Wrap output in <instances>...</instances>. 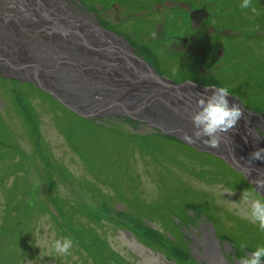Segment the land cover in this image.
<instances>
[{
  "label": "rangeland",
  "instance_id": "obj_1",
  "mask_svg": "<svg viewBox=\"0 0 264 264\" xmlns=\"http://www.w3.org/2000/svg\"><path fill=\"white\" fill-rule=\"evenodd\" d=\"M67 2L81 18L125 38L162 75L176 82L190 79L227 86L247 109L264 115V0H252L255 12L242 10V0ZM203 5L214 26L208 33L190 17L194 8ZM10 74L0 69V115L7 121L0 141L17 151L21 150L18 145L23 146L25 154L15 157L9 152V158L0 163V177L5 180L0 182V225H6L8 191H19L27 210L37 208L31 216L22 204L12 210L23 222L26 217L29 220L23 226L19 222L9 228L7 224L0 235V264H214L204 256L206 234L218 240L223 264H239L241 257L264 246L260 239L264 232L250 220L248 203L242 199L245 189L251 198H264L247 180V185L232 183L233 173L225 180L220 179L221 171L202 179L207 174L204 161L219 169L221 162L190 159L180 169L167 168L149 163L141 151L134 158L130 152L132 161L120 160L121 148L109 128H122L141 143L155 146L147 135L151 127L119 116L81 118L30 82L22 84ZM23 108L30 121L36 122L35 137L28 132ZM257 129L264 137V131ZM121 191L129 197L135 195L133 191L141 192L144 204H136L138 212L132 211L128 200H118ZM161 191L166 194L162 198ZM156 201L161 204L155 205ZM185 201L195 203L185 208L181 206ZM81 206L89 216L81 215ZM62 210L68 213L65 217ZM246 225H257L254 240ZM83 232L90 234L83 236ZM64 237L74 240L67 256L51 248L54 240ZM241 243L247 248H240Z\"/></svg>",
  "mask_w": 264,
  "mask_h": 264
},
{
  "label": "water",
  "instance_id": "obj_2",
  "mask_svg": "<svg viewBox=\"0 0 264 264\" xmlns=\"http://www.w3.org/2000/svg\"><path fill=\"white\" fill-rule=\"evenodd\" d=\"M209 16L207 5L190 12L191 19L198 24ZM90 24L96 30L107 33L113 42L105 45L95 38L94 45L92 42L85 41V46L89 49L97 46L104 51L110 50L118 54L119 59H124L123 63H118V59L110 62L109 66L100 64L86 66L75 60H60L51 66H43L8 58H0V62H4L11 71L30 70L31 73L28 76L9 72L12 73L10 75L13 78L30 82L46 91L81 117L87 119L104 116L130 118L175 137L198 151L213 154L224 160L235 171L243 174L248 183L264 198V190H257L253 183L259 175L264 174V160L249 162L251 153L264 148V137L255 131V123L259 124L257 120L264 123V115L247 109L242 100L231 95L230 103H238L244 111V116L235 128L222 135L220 147L214 149L202 143L186 142L184 134L192 132L191 113L197 110L199 94L210 95L211 92H205L206 87L216 86L203 85L190 79L176 82L158 73L154 68H150V65L134 52L121 35L112 30L97 27L91 21ZM103 54L102 56L106 55ZM98 62L101 63V61ZM66 64H70L71 67L66 68ZM91 68L96 69L100 75L107 76L100 77L98 74L89 72ZM0 69L3 70L2 67ZM70 82H76L77 86H72ZM141 83L144 86H139ZM212 230L215 232L213 226ZM213 240L220 248L218 240L215 237ZM220 254L225 261L221 248Z\"/></svg>",
  "mask_w": 264,
  "mask_h": 264
},
{
  "label": "bare ground",
  "instance_id": "obj_3",
  "mask_svg": "<svg viewBox=\"0 0 264 264\" xmlns=\"http://www.w3.org/2000/svg\"><path fill=\"white\" fill-rule=\"evenodd\" d=\"M94 25L100 27L96 22ZM109 37L107 33L93 28L88 18H81V13L67 0H0V58L17 59L43 66H51L60 60H75L86 66H109L110 62L119 59L118 54L110 50L104 51L97 46L89 49L84 43L88 41L94 45V39L97 38L106 45L113 42ZM103 53L106 55L102 56ZM123 60L120 58L118 63H123ZM0 67L19 76H28L31 73L30 70L25 72L22 69L11 71L4 62H0ZM65 67L71 66L66 64ZM150 68H153L152 65ZM156 71L160 73L159 70ZM89 72L100 75L94 68ZM70 84L77 86L76 82ZM257 127L264 131V123H255V131L259 133ZM202 243L206 249L205 257L214 264L224 263L220 257V248L212 236L206 234Z\"/></svg>",
  "mask_w": 264,
  "mask_h": 264
},
{
  "label": "trees",
  "instance_id": "obj_4",
  "mask_svg": "<svg viewBox=\"0 0 264 264\" xmlns=\"http://www.w3.org/2000/svg\"><path fill=\"white\" fill-rule=\"evenodd\" d=\"M25 82L26 81H22V84L25 83ZM31 85H33V84H31ZM33 86L36 87V88H38L35 85H33ZM38 89H40V88H38ZM42 91L45 92V93H47L44 90H42ZM47 94L50 95L49 93H47ZM19 95H21V94H19ZM52 98H54V97H52ZM56 101H58V100H56ZM61 105H63V104H61ZM252 107L253 108H256L255 106H252ZM65 108L67 110H69L67 107H65ZM24 111L27 114L26 116H28V120H29V121L27 120V122H28L27 123V125H28V132L31 134V136L33 135V137H35V135H36V125H34V124L36 122L33 123L32 121H30L28 112L25 109H24ZM76 115H78V114H76ZM81 118H84V117H81ZM85 119H87V118H85ZM92 120H94V119H92ZM6 122H7L6 119L4 117H2V115H0V133L4 131V128L3 127H4V124ZM94 122H96V121H94ZM96 124H97V122H96ZM101 126H104V125H101ZM65 127H67V126L65 125ZM106 128H108V127H106ZM109 129H111L112 132L115 131V132H113L114 134H113V137L112 138H113L115 144L117 146L119 145V147L121 148V152L119 151V153H118V156H119V159L120 160H125V157H127L128 159L131 158L130 157V152L131 151L133 152L132 153L133 154L132 155V158H134V156H136V152L141 151V152H145L146 153V156L150 159L149 160V163H151L152 161H155V162H158L159 165L165 166L167 168L168 167H174V168H179L180 169V164L188 163L187 160H190V159L192 161L193 160H196L199 163H200V161L203 162V160H205L206 158L216 159L219 162H221V166L223 168L219 169V168H216L214 166L211 167V165H212L211 163H208L207 161H204L202 163V167H204L203 170H206L207 174L204 175V176H202L203 177V178L201 177L202 179H204L205 177L210 176V175H211V177H216L218 175L216 171H221V172H218V173H220V174L223 175L222 178H220V179L225 180L227 177H230L231 176L229 173H233V175L235 177H232V179H234L232 183L236 184L235 182H239V183H243L244 185H247V181H246L245 177L241 173H239V172L235 171L233 168H231L222 159L214 156L213 154L198 151L195 148H193V147H191V146H189V145H187V144L179 141L175 137H172V136H169V135H167L165 133H162V132L158 131L157 129L149 128V131L147 133L148 137L151 139V141L153 142V144L155 146H151V145L149 146L148 144L141 143L139 140H136L135 134L129 133L128 131H126V130H124L122 128L116 127V128H109ZM38 139H39V136L36 137L37 147H38V144H39ZM18 147H19V149L21 147V150L20 151H17V149L11 148V146H8L3 141L2 142L0 141V163L3 162L4 159L7 156H8L7 158H9V152H11L15 157H16V155H18V154L20 155V153L23 152V156H24V154H25L24 152L25 151H24L23 146L18 145ZM132 158H131V161H132ZM27 160H29V157L27 158ZM19 169H21V168H19ZM19 169H16L15 171H17ZM207 169L214 171V173L212 171H210V172L207 171ZM19 171H22V172L24 171L25 172L26 170L25 169H22V170H19ZM93 173H95V172H93ZM213 174H215L216 176H212ZM96 176L99 179L101 178L100 175H96ZM3 179L4 178L0 177V182L1 183H3L5 181ZM135 187H138V185L135 184ZM133 192L135 193V195H133L132 197H129L127 195V191L118 192V196L121 197L118 200L119 201H123V203L128 200L129 201L130 208L132 209V211L138 212L135 209L136 204H139L137 206H140V205L144 204V201L141 200L143 197H141V192L140 191L139 192L133 191ZM129 194H130V192H129ZM160 195H161V196H159L160 198H162L163 196H165L166 195L165 194V191H161ZM16 198H18V200L15 201ZM19 198H20L19 191H8L6 205H5V208H4V211H5V214H6V217H5V223H6V225L3 228H2V224L0 225V235L1 236L6 231L7 226H8L7 224H9V228H10V226H15L16 227L17 223H19V222H20V225L23 226L26 223L25 220L28 219L26 217V219L23 222V220H21L19 214L15 215L12 212V210H14L15 207H18L19 204H22L21 203L22 200H19ZM145 202H146V200H145ZM191 203L194 204L195 201H185V202H183L181 204V206H183V207L185 206V208H187V206L189 204H191ZM159 204H161V203H159V201H156L155 202V205L159 206ZM169 205L175 206L173 203H169ZM21 206H25V205L22 204ZM23 208H25L24 210H26V212H25L26 215H30L29 213H32L33 211H35L36 208H37V206H35V207L33 206L32 208H30L28 210H27V207L26 206L23 207ZM63 213H64L63 216L65 217V215H66L67 212L65 213L63 211ZM81 215H83V216H89L88 211L86 209L82 208V206H81ZM206 215H207V213H206ZM63 220H65V219H63ZM185 221L186 220H182V223H184ZM92 222H95V221L92 220ZM180 223H181V221H180ZM246 226H250V225H246ZM91 227L92 226H88L87 229L90 230ZM250 227H251L252 231L249 232V233L251 235H255L254 237H252L253 240H254V238L257 237V234L255 233L256 231L254 230V228H256L257 225L256 226H250ZM19 234H21V232ZM89 234H90V232H88V233L83 232V236H88ZM260 239L261 240H264L262 238H260ZM91 250L94 252L96 249L94 247H92ZM5 252L7 253L9 251L6 250ZM96 254H97V256H99L97 252H96ZM94 256H96V255L94 254Z\"/></svg>",
  "mask_w": 264,
  "mask_h": 264
},
{
  "label": "clouds",
  "instance_id": "obj_5",
  "mask_svg": "<svg viewBox=\"0 0 264 264\" xmlns=\"http://www.w3.org/2000/svg\"><path fill=\"white\" fill-rule=\"evenodd\" d=\"M242 10L249 9L256 11L252 6V0H242L240 4ZM155 37V32L151 34ZM205 92L210 95L199 94L196 109L191 113L193 125L191 134L185 133L184 140L191 144L202 143L208 148L218 149L221 144L222 135L229 132L243 118L244 111L238 103H230L229 96L232 94L227 86L206 87ZM253 160H264V148L257 149L250 154L249 162ZM257 190H264V174L259 175L253 181ZM248 203V215L253 223L258 224L259 230L264 232V199L251 198L247 190L243 192V198ZM37 246L41 247L38 243ZM74 246L72 237L54 240L51 248L59 255L67 256L71 254ZM240 248H247L244 243ZM239 264H264V246L257 247L239 259Z\"/></svg>",
  "mask_w": 264,
  "mask_h": 264
},
{
  "label": "flooded vegetation",
  "instance_id": "obj_6",
  "mask_svg": "<svg viewBox=\"0 0 264 264\" xmlns=\"http://www.w3.org/2000/svg\"><path fill=\"white\" fill-rule=\"evenodd\" d=\"M203 7V6H202ZM196 8H200V7H196ZM195 9V8H194ZM209 17L207 19H204L200 25L201 26H204L202 27V31L205 32V33H208L209 31L211 30H214V26L211 25V23H209ZM193 48V47H192Z\"/></svg>",
  "mask_w": 264,
  "mask_h": 264
}]
</instances>
